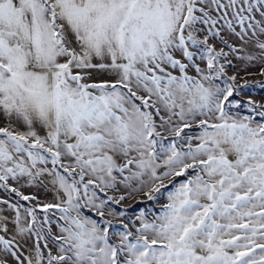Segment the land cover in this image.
I'll return each mask as SVG.
<instances>
[{"label":"snow or ice","instance_id":"obj_1","mask_svg":"<svg viewBox=\"0 0 264 264\" xmlns=\"http://www.w3.org/2000/svg\"><path fill=\"white\" fill-rule=\"evenodd\" d=\"M248 46L264 0H0V264H264V106L223 79ZM121 186L166 203L114 227Z\"/></svg>","mask_w":264,"mask_h":264},{"label":"rangeland","instance_id":"obj_2","mask_svg":"<svg viewBox=\"0 0 264 264\" xmlns=\"http://www.w3.org/2000/svg\"><path fill=\"white\" fill-rule=\"evenodd\" d=\"M226 38L230 43L240 46V42L234 37H228L226 35ZM211 43L215 44L217 50L223 48L225 52L228 51L218 40L211 41ZM249 54L255 55L256 59L249 61L247 59H237L235 55H230L231 65L227 61L223 62L226 68L223 79L231 76L236 77L234 88L238 94L234 95L232 99L239 101L242 105H246L251 101L254 105L264 106V75L261 74L264 72V57H261L259 51L251 46L246 47L244 52L239 53V55L245 57ZM217 83H221V81H217ZM240 111L242 114H247V110L244 107H241ZM21 191L26 192L27 195H36L41 200H51L53 195L51 192L36 188L25 187ZM108 195L114 196L116 199H119L121 195L125 197L119 203H110L106 206L117 213L115 217H105V219L111 220L112 225L117 228H122L123 225H128L131 228L133 223L138 224L137 218L141 214V211L158 212L161 205L166 203L164 197H160L158 202L149 201L142 193L131 192V190L124 189L122 186L119 191H110ZM0 198L9 199V196L3 190H0ZM10 202L16 203L13 198L10 199ZM3 207L5 206L0 205V208ZM96 219L99 220L100 217L97 216ZM11 260L8 257L9 264H15Z\"/></svg>","mask_w":264,"mask_h":264},{"label":"crops","instance_id":"obj_3","mask_svg":"<svg viewBox=\"0 0 264 264\" xmlns=\"http://www.w3.org/2000/svg\"><path fill=\"white\" fill-rule=\"evenodd\" d=\"M0 126H3V124H2V122H0ZM13 186H15V185H13ZM24 194H26L27 195V193L26 192H24ZM5 215H7V216H9L10 218H11V213L10 212H5ZM9 227L11 228V225H9ZM10 259H11V257H10ZM11 261H13V260H11ZM14 262V261H13ZM15 263V262H14Z\"/></svg>","mask_w":264,"mask_h":264},{"label":"trees","instance_id":"obj_4","mask_svg":"<svg viewBox=\"0 0 264 264\" xmlns=\"http://www.w3.org/2000/svg\"><path fill=\"white\" fill-rule=\"evenodd\" d=\"M9 196V195H8ZM12 196H13V199L16 201V198H14V194H12ZM23 203V202H22Z\"/></svg>","mask_w":264,"mask_h":264}]
</instances>
